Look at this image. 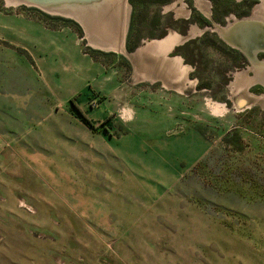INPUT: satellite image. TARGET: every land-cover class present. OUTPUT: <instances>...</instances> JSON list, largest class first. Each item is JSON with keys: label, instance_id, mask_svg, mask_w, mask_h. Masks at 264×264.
I'll use <instances>...</instances> for the list:
<instances>
[{"label": "rangeland", "instance_id": "obj_1", "mask_svg": "<svg viewBox=\"0 0 264 264\" xmlns=\"http://www.w3.org/2000/svg\"><path fill=\"white\" fill-rule=\"evenodd\" d=\"M128 1L124 54L0 0V264H264V84L219 30L262 1ZM107 7L95 26L111 38L123 11ZM175 32L200 46L197 69L134 51Z\"/></svg>", "mask_w": 264, "mask_h": 264}, {"label": "bare ground", "instance_id": "obj_2", "mask_svg": "<svg viewBox=\"0 0 264 264\" xmlns=\"http://www.w3.org/2000/svg\"><path fill=\"white\" fill-rule=\"evenodd\" d=\"M19 1H22L28 5L39 6L45 10H48V11L63 13V14L69 15L71 17H74L75 19L79 20V22L81 21L86 26V28H87L86 31L89 33L88 35L90 36V39H91L90 41L92 42V44H95V46L100 47V48H104V49H108V50L111 49V50L120 51L122 53H127V51L124 47L125 38H126V34H127L126 31H127V26H128V20H129L128 19L129 18V12H130V4H129V2H127V0H92L94 3L89 0V1H85V4H81L78 7L73 6V4L71 2H69L68 0L62 1V2H54V1H46V0H19ZM261 1L262 2H260L255 7L254 12L251 16L245 17L243 19H236L235 22H231L229 26L224 27V28L223 27L221 28V26L219 25L220 26L219 30L221 31V33H223V31H227V30L233 31V28L235 27L233 25L236 22L241 23V24H247L248 22L259 21L264 26V0H261ZM119 4H120V8L123 12L121 15L122 25L117 27V29L119 30L118 33L115 35V37H111V38H109L110 36H107V35L103 36V34H100L101 35V37H100L99 32L97 31V29H99V28H97L95 26L96 25L95 21L97 20V18L99 16H102L104 14L105 9L108 8L107 6H109V7L115 6L116 7V5H119ZM114 14L117 15L116 13H114ZM119 19H120V17H119ZM102 22H104V21H102ZM108 22L109 21H107L106 24L105 23L102 24V27L105 30L111 24V22H109V23ZM244 26H242V27H244ZM92 29H96L95 30L96 32L95 33L93 32L96 36L95 38L91 36ZM109 30L110 29H108L106 31L108 32ZM109 32H111V31H109ZM190 32L193 33L194 30H191ZM195 32H196V30H195ZM111 34H112V32H111ZM184 37L181 34H179V35L177 34L174 37L169 36L167 40H169L170 45L173 46L175 43L182 41V39H184ZM99 38L102 41L100 44L96 43V41ZM163 41L154 40L153 42H148L147 46L145 48L142 47L138 52H140L141 50L142 51L152 50L153 52L155 51L157 53H162V50H165V52H163L165 54L166 53V47H165V49H162V47H161V45L163 44ZM167 43H168V41H167ZM163 46H164V44H163ZM159 49H162V50L159 51ZM169 50H170V48H169ZM166 55L167 54H165L164 57H167ZM253 64H254L255 68L258 70L257 72L259 73L260 82H262L264 84V60L263 61L260 60L258 62H253Z\"/></svg>", "mask_w": 264, "mask_h": 264}, {"label": "trees", "instance_id": "obj_3", "mask_svg": "<svg viewBox=\"0 0 264 264\" xmlns=\"http://www.w3.org/2000/svg\"><path fill=\"white\" fill-rule=\"evenodd\" d=\"M135 1L136 0H131V3L133 4V6H135V8L133 9V14H134V10L136 9ZM171 1H173V0H143V3H146V4L147 3H154L156 5H164V4L170 3ZM161 20H162V18L160 16H155L154 18H152V20L150 22V27H152V29L154 30L155 28H157L158 26H160L162 24ZM133 26H134V23L131 22V26H130V29L128 31L127 40H126L127 41V47L130 50L135 48V46H137L139 43V40H133L134 39V27ZM169 26L174 27L175 29L183 32V30L181 28L177 27L175 24L170 23ZM165 33L166 32H162L160 35H164ZM156 35L157 34H155L154 32L149 33L150 38L156 37ZM206 38H208V33L203 34L202 40H205ZM195 43H196L195 41L189 40L182 47L178 46L175 49V53L181 54L185 58V61L193 63L197 69L198 63L200 62V59L203 58L204 56L200 55V52H199L200 46L195 45ZM210 45H213L214 47H216L220 50H223L221 48V45L219 46V43L216 41L211 42ZM232 51L236 54H239L237 50H232ZM211 85L212 84L209 82L199 83L200 88H202V87L211 88ZM71 102L74 105H76L74 97L71 98ZM79 111L82 113L81 110H79ZM83 119L88 125L92 126L90 119L87 118L84 114H83Z\"/></svg>", "mask_w": 264, "mask_h": 264}, {"label": "water", "instance_id": "obj_4", "mask_svg": "<svg viewBox=\"0 0 264 264\" xmlns=\"http://www.w3.org/2000/svg\"><path fill=\"white\" fill-rule=\"evenodd\" d=\"M46 1L62 2L66 0H46ZM68 1L71 2L73 6L78 7L81 4H85V1H89V0H68ZM234 25L235 28L233 29V31L232 30L223 31L222 38H224L226 41L228 40L229 44L232 45L233 47L242 50L243 53L247 55L249 60H251L252 62L260 61V59L258 58V53L260 51H264V26L257 22H248L247 24H241L236 22ZM253 32L256 33L259 32V37L256 38ZM187 34H189V32Z\"/></svg>", "mask_w": 264, "mask_h": 264}, {"label": "crops", "instance_id": "obj_5", "mask_svg": "<svg viewBox=\"0 0 264 264\" xmlns=\"http://www.w3.org/2000/svg\"><path fill=\"white\" fill-rule=\"evenodd\" d=\"M173 34H179V33H177V32H175V33H169V34H166L164 37H162V38H159V39H151V41L152 40H156V41H163V44H164V46H163V44L161 45V47H162V49H165V47H166V53L165 54H167L166 56L169 58V54L174 50V49H176V47H178V46H180V45H183L184 43H183V41H181V42H177V43H175L173 46H171L170 45V42H169V40H167L168 39V37L170 36V35H173ZM183 36V35H182ZM74 40H75V42L77 43V46L81 49V47H80V44L77 42V40L75 39V37H74ZM168 41V43H167V41ZM166 41V42H165ZM148 42H150V41H147L146 42V44H144V45H141V46H139L138 48H136L134 51L135 52H137L138 50H140L142 47L143 48H145L146 47V45H147V43ZM165 42V43H164ZM166 45V46H165ZM126 43H125V49H126ZM171 46V47H170ZM164 47V48H163ZM169 48H170V50H169ZM162 49H159V51L160 50H162ZM127 50V49H126ZM149 51V50H148ZM78 52V51H77ZM150 52V51H149ZM163 52H165V50H162V53H157V52H153V53H151V54H153V55H155V56H158V57H161V58H163V59H165V57H164V53ZM82 53V52H81ZM78 54H79V52H78ZM170 58H174V59H177V58H179L180 59V61L182 60V61H185V59L183 58V56L182 55H175V56H173V57H170ZM167 59V58H166ZM165 59V60H166ZM96 62H94L93 64H92V71H91V74H90V78L89 79H91V81L93 82V78H96L95 76H97V74H96V72H95V69H94V64H95ZM164 65H165V62H164ZM186 66L188 65V63H186L185 64ZM76 68V67H75ZM185 69H187V68H185ZM87 75V74H86ZM89 77V76H88ZM98 79H102V77H98V78H96L95 79V81H96V83H98ZM155 80H156V78H155ZM103 106H104V104L101 102L100 104H99V107L96 109V110H92V109H89L90 111L88 112H85V115L87 116V118H89L90 119V121H91V118L93 117L94 118V116L95 115H98V113H100V112H102L101 110H102V108H103ZM164 145V144H163ZM139 146H146L145 144H143V143H141ZM147 147H150V146H148L147 145ZM155 147V146H154ZM153 147V148H154Z\"/></svg>", "mask_w": 264, "mask_h": 264}, {"label": "flooded vegetation", "instance_id": "obj_6", "mask_svg": "<svg viewBox=\"0 0 264 264\" xmlns=\"http://www.w3.org/2000/svg\"><path fill=\"white\" fill-rule=\"evenodd\" d=\"M127 2H129V1L127 0ZM252 14H253V13H252ZM252 14H251V15H252ZM251 15H249V16H251ZM249 16H248V17H249ZM244 18H245V17H244ZM236 19H238V18H236ZM190 34H191V32H190ZM124 47H125V44H124ZM124 54H125V53H124Z\"/></svg>", "mask_w": 264, "mask_h": 264}]
</instances>
